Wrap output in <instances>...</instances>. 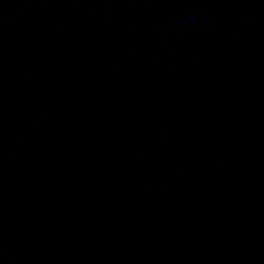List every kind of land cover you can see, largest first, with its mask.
Returning <instances> with one entry per match:
<instances>
[{"label": "water", "instance_id": "1", "mask_svg": "<svg viewBox=\"0 0 264 264\" xmlns=\"http://www.w3.org/2000/svg\"><path fill=\"white\" fill-rule=\"evenodd\" d=\"M0 262L264 264V0H0Z\"/></svg>", "mask_w": 264, "mask_h": 264}, {"label": "clouds", "instance_id": "2", "mask_svg": "<svg viewBox=\"0 0 264 264\" xmlns=\"http://www.w3.org/2000/svg\"><path fill=\"white\" fill-rule=\"evenodd\" d=\"M206 17V11L193 9L183 16L174 18L171 21V27L174 31H182L189 26L205 27ZM0 264H2V262H0Z\"/></svg>", "mask_w": 264, "mask_h": 264}]
</instances>
